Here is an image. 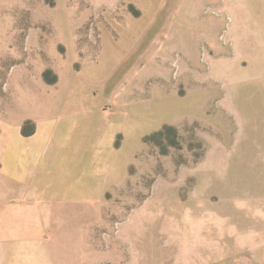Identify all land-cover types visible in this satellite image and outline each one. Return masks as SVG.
<instances>
[{
    "label": "rangeland",
    "instance_id": "rangeland-1",
    "mask_svg": "<svg viewBox=\"0 0 264 264\" xmlns=\"http://www.w3.org/2000/svg\"><path fill=\"white\" fill-rule=\"evenodd\" d=\"M177 4L0 0V111L42 145L0 264H264V81Z\"/></svg>",
    "mask_w": 264,
    "mask_h": 264
},
{
    "label": "crops",
    "instance_id": "crops-1",
    "mask_svg": "<svg viewBox=\"0 0 264 264\" xmlns=\"http://www.w3.org/2000/svg\"><path fill=\"white\" fill-rule=\"evenodd\" d=\"M169 2L178 3L179 9L186 8V12L187 7L192 6L196 11L191 12V19L204 18L200 16L201 9L193 6L194 4H212L215 16L211 20L231 21L226 28V44L232 52L231 57H228L237 65L247 66L237 71L241 74L246 73L241 78L264 81V0H169ZM186 18H190V14H187ZM211 26H214L213 22ZM215 27L219 35L218 24H215ZM5 111H0V190L10 193L15 188L13 179L9 177L11 172L22 173L23 170L18 169L23 167L22 161L27 159L28 154L35 157L37 152L40 153L42 145L38 139H32L28 150L26 142L22 141L24 138L21 135L22 120L7 119L6 117L10 115ZM19 180L21 178L15 182Z\"/></svg>",
    "mask_w": 264,
    "mask_h": 264
},
{
    "label": "trees",
    "instance_id": "trees-1",
    "mask_svg": "<svg viewBox=\"0 0 264 264\" xmlns=\"http://www.w3.org/2000/svg\"><path fill=\"white\" fill-rule=\"evenodd\" d=\"M47 77V76H46ZM48 82H54V81H48ZM54 84V83H53ZM28 124H25L24 126H23V128H22V136H24V137H28V136H30L31 135V132H29V130H28Z\"/></svg>",
    "mask_w": 264,
    "mask_h": 264
}]
</instances>
